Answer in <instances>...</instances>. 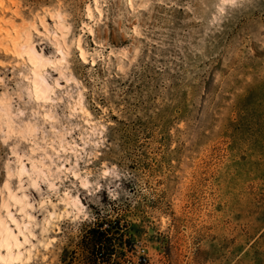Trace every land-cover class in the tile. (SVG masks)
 Segmentation results:
<instances>
[{"label":"rangeland","instance_id":"374dc122","mask_svg":"<svg viewBox=\"0 0 264 264\" xmlns=\"http://www.w3.org/2000/svg\"><path fill=\"white\" fill-rule=\"evenodd\" d=\"M14 1L27 23L59 12L71 45L59 66H70L73 82L57 92L55 130L2 54L12 62L0 67L10 109L0 108L16 132L6 136L3 119L0 186L14 154H29L42 161L25 163L37 183L22 179L37 221L50 208L38 205L43 197L58 202L69 189L81 202L55 221L58 232L50 227L55 240L35 264H264V0H97L100 11L93 0ZM47 22L52 30L56 20ZM42 41L54 56L52 40ZM22 119L37 125L25 140ZM33 137L62 141L64 151L32 154ZM103 232L109 255L92 250Z\"/></svg>","mask_w":264,"mask_h":264},{"label":"bare ground","instance_id":"6f19581e","mask_svg":"<svg viewBox=\"0 0 264 264\" xmlns=\"http://www.w3.org/2000/svg\"><path fill=\"white\" fill-rule=\"evenodd\" d=\"M93 2L95 4L94 9L100 11L97 0H93ZM129 4H132V0H129ZM86 11L87 15L91 17L92 9L90 6H87ZM59 16V12L48 11L46 15H41L38 18V23L35 21L27 23L22 18L19 6L14 0H0V67L11 66L10 62H12V60L3 59L6 57L2 58V54L14 58L13 64L18 74L17 77L26 83L30 96L34 101L32 107L34 113L41 117L43 122L50 124L51 130L57 129V126L52 124V122L56 121V112L54 113L56 100L58 98L61 99L57 92L73 82L71 81L70 66L65 68L59 66L69 55L71 47L64 39V28L66 26L59 20ZM47 19L56 20L52 30ZM90 34H92V29H90ZM47 38L52 40V47L55 48V55L51 57L46 54L45 47L39 48L40 45L42 47V44L45 43L42 40ZM38 39L40 45L37 43ZM75 44L79 60L86 63L87 54L79 37H77ZM21 63H25L27 69L20 68ZM9 99L7 91H3L0 95V107H5V109L7 108L6 110L10 109ZM77 103L78 106H75V108L77 112L82 113L84 116V123L93 125L94 121L90 111L81 104V100ZM75 108L72 109L75 110ZM2 110L0 108V123L4 119L6 126L4 134L9 136V134L16 132L13 127L14 121L10 118L12 112H3ZM22 121L24 125L19 127V129L17 128V134L21 139L25 140L26 137L35 133L37 125L30 120L24 121L22 119ZM30 140L29 144L31 146L29 149L31 148L30 152L32 154L35 148L42 149L44 157L47 158H50V155L47 154L45 148H49L54 153L64 151V143L62 141L57 144L53 141L44 144L43 141L39 142L34 137L30 138ZM65 143L71 147L70 152H75V148H78L79 144L77 142H74L73 145L69 142ZM14 155L17 157L18 165L13 169L9 165V168L7 166L6 178L0 186V264H35L37 255L38 253L40 254V249L46 250L50 243L55 240L54 237L48 235L50 227L54 225L57 229L56 232H58L59 226L55 221H58L62 216H69L71 207L77 209L81 202L78 196L71 195L69 189L60 195L58 202L48 199V196L46 199L43 197L39 201L37 200L38 205L42 207V204L48 201L50 208L46 210V216L41 221H37L34 214L31 213L34 203L27 199V195L24 193L27 186L22 182V179L26 178L28 184L34 185L37 183L36 178L31 176L25 163L42 161L28 154L27 161L24 162V154H21V157H18L19 154L18 156L17 154ZM33 167L35 166L33 165ZM40 167V172L46 175L43 169L47 168L50 173L51 168L48 165L41 163ZM66 169L67 167L64 164H61L60 167L56 166L57 171H65ZM12 174H15L18 178L16 187L11 185ZM75 175L78 177L79 174L77 175L75 172ZM89 182L86 178L82 179V187L86 189L85 186H88ZM49 186L55 188L56 183L53 180L49 181ZM30 222H34L31 228ZM34 228H38L39 232L36 233L33 230ZM42 254L40 257L44 259L45 255L42 256Z\"/></svg>","mask_w":264,"mask_h":264},{"label":"trees","instance_id":"16d2710c","mask_svg":"<svg viewBox=\"0 0 264 264\" xmlns=\"http://www.w3.org/2000/svg\"><path fill=\"white\" fill-rule=\"evenodd\" d=\"M100 226V224H97V226ZM107 231V230H105ZM107 233V232H106ZM105 232L101 234H94V238L92 239V250L96 253H105L107 255L111 254V244H108V238H104Z\"/></svg>","mask_w":264,"mask_h":264},{"label":"snow or ice","instance_id":"6c2138e0","mask_svg":"<svg viewBox=\"0 0 264 264\" xmlns=\"http://www.w3.org/2000/svg\"><path fill=\"white\" fill-rule=\"evenodd\" d=\"M233 2H234V0H233Z\"/></svg>","mask_w":264,"mask_h":264}]
</instances>
